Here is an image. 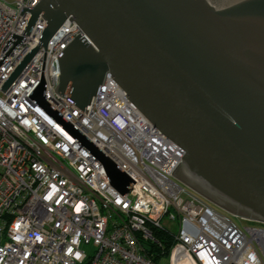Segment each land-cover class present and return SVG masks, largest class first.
<instances>
[{"label": "built area", "instance_id": "obj_1", "mask_svg": "<svg viewBox=\"0 0 264 264\" xmlns=\"http://www.w3.org/2000/svg\"><path fill=\"white\" fill-rule=\"evenodd\" d=\"M40 0H0V60L22 36ZM38 17L0 64V88L38 43ZM82 33L67 17L9 87L0 89V264H157L159 231L181 248L180 264H264V224L238 227L173 176L183 151L136 108L107 75L84 112L54 91L57 56ZM2 50V51H1ZM43 82L48 107L130 179L109 182L94 153L33 96ZM174 223V230L161 219ZM93 250L87 252L85 245Z\"/></svg>", "mask_w": 264, "mask_h": 264}, {"label": "water", "instance_id": "obj_2", "mask_svg": "<svg viewBox=\"0 0 264 264\" xmlns=\"http://www.w3.org/2000/svg\"><path fill=\"white\" fill-rule=\"evenodd\" d=\"M25 10L26 35L38 17L45 27L3 92L63 21L74 20L90 43L78 34L57 56L54 91L87 112L110 75L183 151L172 173L181 185L223 213L264 224V0H40ZM22 36L9 37L0 64ZM43 86L33 96L126 193L131 179L48 107Z\"/></svg>", "mask_w": 264, "mask_h": 264}, {"label": "rangeland", "instance_id": "obj_3", "mask_svg": "<svg viewBox=\"0 0 264 264\" xmlns=\"http://www.w3.org/2000/svg\"><path fill=\"white\" fill-rule=\"evenodd\" d=\"M3 1H6L7 3H9L10 5H12V1L13 0H3ZM216 210L219 211V209L215 206H213ZM238 227H244V226H248V225H251L253 223H247L245 220H242L238 217H235V216H232L228 213H225ZM161 224L170 229V230H174V223L171 222V223H168L166 222L165 218L161 219ZM84 249L87 251V252H90L93 250V246L91 244L89 245H85L84 246ZM180 254H181V248L179 246H176L174 247L173 249H171L168 254L166 255H163L161 257H159L157 260H156V263L157 264H180Z\"/></svg>", "mask_w": 264, "mask_h": 264}, {"label": "trees", "instance_id": "obj_4", "mask_svg": "<svg viewBox=\"0 0 264 264\" xmlns=\"http://www.w3.org/2000/svg\"><path fill=\"white\" fill-rule=\"evenodd\" d=\"M155 238L160 242L161 247H159V249H158L153 244H150V248L148 250V253L152 254L154 259H157L158 256L161 254V251L163 249L165 251L164 253L169 252V249L171 248V245H173V240L170 238V236L165 235V234H163V233H161L159 231L155 232Z\"/></svg>", "mask_w": 264, "mask_h": 264}, {"label": "flooded vegetation", "instance_id": "obj_5", "mask_svg": "<svg viewBox=\"0 0 264 264\" xmlns=\"http://www.w3.org/2000/svg\"><path fill=\"white\" fill-rule=\"evenodd\" d=\"M240 219H242V218H240ZM242 220H245L247 223H253L251 225H257V222H254V221H250V220H246V219H242Z\"/></svg>", "mask_w": 264, "mask_h": 264}]
</instances>
